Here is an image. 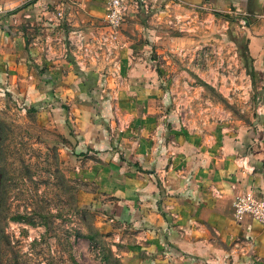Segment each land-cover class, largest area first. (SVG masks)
<instances>
[{"label": "crops", "instance_id": "crops-1", "mask_svg": "<svg viewBox=\"0 0 264 264\" xmlns=\"http://www.w3.org/2000/svg\"><path fill=\"white\" fill-rule=\"evenodd\" d=\"M148 1L155 10L167 0ZM180 1L231 24L248 21L238 37L263 89L244 124L197 132L166 116L157 60L164 38L138 8L130 6L120 26L115 74L78 66L69 30L98 28L105 0H0V87L26 106H45L40 110L68 105L70 148L83 161L81 178L92 184L82 194L113 220L103 223L124 244L126 264H264L262 225L231 215L234 192L264 197V0ZM117 76L121 85L108 96Z\"/></svg>", "mask_w": 264, "mask_h": 264}, {"label": "rangeland", "instance_id": "rangeland-1", "mask_svg": "<svg viewBox=\"0 0 264 264\" xmlns=\"http://www.w3.org/2000/svg\"><path fill=\"white\" fill-rule=\"evenodd\" d=\"M153 6L147 0L146 10ZM247 22L231 24L172 0L148 12L146 23L164 38L157 60L167 84L166 116L197 132L253 118L260 87L238 51L239 41L245 43L238 33L249 29ZM117 77L108 96L121 85ZM25 104L0 92V264H126L124 244L103 223L113 220L99 201L82 194L92 184L81 178L77 166L83 161L70 148L68 105L28 110Z\"/></svg>", "mask_w": 264, "mask_h": 264}, {"label": "built area", "instance_id": "built-area-1", "mask_svg": "<svg viewBox=\"0 0 264 264\" xmlns=\"http://www.w3.org/2000/svg\"><path fill=\"white\" fill-rule=\"evenodd\" d=\"M172 3L183 4L180 0H172ZM130 6L138 8L137 0H105V8L98 28L87 33L82 32L78 27L69 30L68 45L78 66L97 64L101 66L100 68H108L112 74L116 73L118 49L122 43L119 36L120 25ZM142 6L147 12H156L158 9L146 10L147 0L142 1ZM2 11L0 6V13ZM61 18L62 9L58 8L54 12L53 19L57 24ZM244 22L245 20L240 18V23ZM3 91L0 87V92ZM231 215L235 220H241L247 215L257 220L264 229V197L251 189L234 192L231 198Z\"/></svg>", "mask_w": 264, "mask_h": 264}, {"label": "trees", "instance_id": "trees-1", "mask_svg": "<svg viewBox=\"0 0 264 264\" xmlns=\"http://www.w3.org/2000/svg\"><path fill=\"white\" fill-rule=\"evenodd\" d=\"M142 1L143 0H137L138 2V9L141 10V16L140 18L143 16H146L148 14L147 11L143 10V6H142ZM152 9H150L149 11H151ZM246 22V21H245ZM240 43L238 44L239 47V55L242 57V60L244 61V65H246V71L251 75L252 74V64H251V59L250 57L247 55L246 53V44L244 42L241 43V41H239ZM246 60H248L247 64H246ZM263 88L260 89V91H262ZM62 106H64V104H60ZM26 109L28 110H34L35 107L33 106H28Z\"/></svg>", "mask_w": 264, "mask_h": 264}]
</instances>
